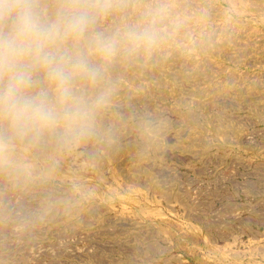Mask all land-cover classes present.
<instances>
[{
	"label": "rangeland",
	"instance_id": "1",
	"mask_svg": "<svg viewBox=\"0 0 264 264\" xmlns=\"http://www.w3.org/2000/svg\"><path fill=\"white\" fill-rule=\"evenodd\" d=\"M165 2L172 35L111 68V134L0 172V264H264V0ZM127 3L102 27L156 0Z\"/></svg>",
	"mask_w": 264,
	"mask_h": 264
},
{
	"label": "clouds",
	"instance_id": "2",
	"mask_svg": "<svg viewBox=\"0 0 264 264\" xmlns=\"http://www.w3.org/2000/svg\"><path fill=\"white\" fill-rule=\"evenodd\" d=\"M127 0H0V172H30L28 157L56 156L99 141L113 102L117 61L150 56L172 32L156 0L137 22L102 27ZM173 30L179 26L175 21Z\"/></svg>",
	"mask_w": 264,
	"mask_h": 264
}]
</instances>
